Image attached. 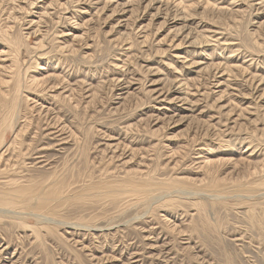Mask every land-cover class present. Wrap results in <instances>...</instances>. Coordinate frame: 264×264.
Instances as JSON below:
<instances>
[{
  "label": "rangeland",
  "instance_id": "obj_1",
  "mask_svg": "<svg viewBox=\"0 0 264 264\" xmlns=\"http://www.w3.org/2000/svg\"><path fill=\"white\" fill-rule=\"evenodd\" d=\"M0 135L81 195L0 217V264H264V0H0Z\"/></svg>",
  "mask_w": 264,
  "mask_h": 264
},
{
  "label": "bare ground",
  "instance_id": "obj_2",
  "mask_svg": "<svg viewBox=\"0 0 264 264\" xmlns=\"http://www.w3.org/2000/svg\"><path fill=\"white\" fill-rule=\"evenodd\" d=\"M93 1V3H97L99 0H92ZM127 1V0H126ZM134 2H129V3H126V4H123V5H120V6H122L121 7V9L123 10V11H126V12H129L130 10H132L133 11V7H134ZM35 5V4H34ZM64 5V4H63ZM63 5H61L62 7H63ZM67 5V4H66ZM117 5H119V4H117ZM60 6V7H61ZM65 6V5H64ZM132 6V9H129V7H131ZM208 6V5H207ZM61 7V8H62ZM132 13V12H131ZM49 14V13H48ZM14 17V16H13ZM189 35V33L187 34V36ZM84 37V36H83ZM81 35H76L75 36V38H77V39H82L83 38ZM185 37V36H184ZM204 37V36H203ZM147 38V37H146ZM191 38V37H190ZM201 39H203V38H201ZM207 39V38H206ZM183 41H184V39H183ZM182 41V42H183ZM199 40H193L192 39V41H190L189 42V44H192V43H197ZM181 42V43H182ZM201 42V41H200ZM200 42H199V44H200ZM204 42V41H203ZM180 42L178 43V45H180L181 44ZM187 43V42H186ZM39 44V43H38ZM205 44V43H204ZM40 46H41V44H40ZM45 46V45H44ZM43 46V47H44ZM180 47V46H179ZM42 48V47H41ZM73 50H75L74 48H73ZM181 54V53H180ZM186 57V56H185ZM178 58H180V57H178ZM184 58V57H183ZM218 64V63H217ZM207 67H208V65H207ZM224 67V66H223ZM218 70H220V72H223V74H225V73H228V72H231V73H233V67L232 66H230V67H224V69L221 67V65H219V66H217L216 67ZM235 70V69H234ZM134 72V71H133ZM207 72V71H206ZM213 74V73H212ZM229 74V73H228ZM226 75V74H225ZM221 76V75H220ZM257 76V75H256ZM11 78H12V76H11ZM54 78H57L56 76H47V77H45V78H43V79H40V80H38V79H35L34 80V83H33V85H36V86H39V87H41V86H43V82H45V81H47V80H52V79H54ZM223 78V77H222ZM8 81H7V83H9V79H7ZM186 80H188V78H186ZM221 80V79H220ZM226 80V79H225ZM43 81V82H42ZM194 81V80H193ZM222 81V80H221ZM58 82H59V80H58ZM114 82V81H113ZM57 83H54V85H56ZM177 85H178V87L176 88L177 90H180V91H182L183 90V87L184 86H188V87H191L192 85H190V83L188 82H182V80L180 81V83H176ZM217 84V86L215 85V87L216 88H218V87H220L221 85H222V83L221 82H217L216 83ZM32 85V86H33ZM69 87V86H68ZM36 88V87H35ZM34 88V90H36ZM44 88V87H43ZM223 89V88H222ZM215 90V89H214ZM214 90H212L213 92H217L216 90L214 91ZM208 91V90H207ZM222 90L220 89V92H221ZM93 93H94V91H93ZM179 93V92H178ZM204 93H205V91H204ZM195 94V93H194ZM202 95V94H201ZM223 95L224 94H221L220 96H219V98H222L223 97ZM72 97V96H71ZM70 97V98H71ZM233 100V99H232ZM34 101V100H33ZM70 101V100H69ZM171 101V100H170ZM182 103V102H181ZM185 103V102H184ZM237 103V102H236ZM77 104V103H76ZM16 105V104H15ZM225 106H228V105H225ZM224 106V107H225ZM15 107V106H14ZM43 107V106H42ZM223 107V106H222ZM17 108V107H16ZM44 108V107H43ZM232 108H234V107H232ZM17 110V109H16ZM18 112V111H17ZM24 112V111H23ZM19 114V113H18ZM10 115V114H9ZM15 115V114H14ZM17 116H19V115H17ZM16 116V117H17ZM27 117H29V115L27 116ZM26 117V119H25V117H21V118H24L25 119V121L28 119ZM10 118V117H9ZM9 118H6V119H8L9 120ZM18 120V119H17ZM23 120V119H22ZM48 121H49V119H48ZM52 121V120H51ZM27 122V121H26ZM28 122H29V120H28ZM21 123H23L22 121H21ZM25 123V122H24ZM50 123V122H49ZM56 126V125H55ZM54 126V127H55ZM48 127V126H47ZM59 128V127H58ZM61 128H59L58 130H60ZM56 132V131H55ZM18 133V132H17ZM52 133V132H51ZM16 135V134H15ZM20 135V134H19ZM52 135V134H51ZM17 137V136H16ZM2 141H3V139H2V135H0V144L2 143ZM17 141V140H16ZM67 142V141H66ZM19 143H20V141H19ZM19 143H17V144H19ZM28 143V142H27ZM22 144V143H21ZM24 144V143H23ZM34 144V143H33ZM31 145H32V143H31ZM31 145H30V147H31ZM10 146H11V144H3V146H1L0 145V162L2 161V162H5V160H4V153L6 152V151H10L9 150V148H10ZM25 146H28V144L26 145L25 144ZM24 147V146H23ZM29 147V148H30ZM25 148V147H24ZM28 148V149H29ZM45 148V147H44ZM22 149L23 148H21L18 152H15V153H18L19 154V156L20 155H22L23 154V151H22ZM26 149V148H25ZM30 151H31V149H29ZM45 150V149H44ZM246 150V149H245ZM16 151V150H15ZM209 151V150H208ZM12 152V151H11ZM26 152V151H25ZM37 152V151H36ZM29 153V152H28ZM8 154V153H7ZM27 154V153H26ZM26 154H24V155H26ZM34 154H35V152H34ZM16 155V154H15ZM13 156V155H12ZM32 155H30V157H31ZM14 157V156H13ZM25 157V156H24ZM23 156H22V158H24ZM35 157V156H34ZM37 157V156H36ZM45 157V156H44ZM26 158V157H25ZM33 158V157H32ZM202 158V157H201ZM12 159V158H11ZM31 159V158H30ZM30 159H28V160H30ZM34 159V158H33ZM17 160H18V158H17ZM27 160V159H26ZM38 160V159H37ZM12 161V160H11ZM10 161V162H11ZM41 161V160H40ZM209 161V160H208ZM28 162V161H27ZM44 162V161H43ZM15 163H16V161H15ZM42 163V162H41ZM207 163H209V162H207ZM4 164V163H3ZM17 164V163H16ZM15 164V165H16ZM26 164V163H25ZM2 165V164H1ZM9 165V166H8ZM15 165H14V167H13V165H12V163H6L5 162V166H3V167H1L0 166V217H2V218H4L5 219V217H7V216H5V214H8V216H10V218H12L13 220H16V221H19L20 223H22L23 225H25V226H27V224H28V222L26 221V219L27 218H31V219H33V220H36V222H38V223H42V224H47L46 226L47 227H52L53 226V224H67L68 222L66 221V222H64V221H62V220H58V219H56V217L55 216H57V218H58V213H59V210H60V208H61V206L62 205H64L65 204V202H67V199L68 198H72V197H75V198H77V197H81V195L80 194H78V193H76V191L72 188V186L69 184V185H66V183L63 181V180H59L58 178L57 179H53V180H51V181H45V182H41V183H38V184H34V185H31V184H29V185H26L24 182H25V180H24V182H22V180H20V179H14L13 177H12V175H10V173H11V167H13V169L14 168H16L15 167ZM18 165V164H17ZM20 165V164H19ZM35 165V164H34ZM209 165V164H208ZM257 165H259V164H256L255 165V168H256V170L253 172V174L255 173L256 174V172H257ZM33 166V165H32ZM24 167V166H23ZM264 167V166H263ZM262 166H261V168H263ZM24 168H26V167H24ZM259 168V167H258ZM14 170H16V169H14ZM259 171L261 170V169H258ZM245 171V170H244ZM258 171V172H259ZM64 172V171H63ZM63 172H61V173H63ZM65 172H67V171H65ZM15 173V172H14ZM22 173H23V171H22ZM57 173V172H56ZM17 174H21V173H17ZM80 174V173H79ZM259 174V173H258ZM260 174H261V171H260ZM15 176H16V174H15ZM18 176V175H17ZM21 176V175H20ZM23 176V175H22ZM56 176V175H55ZM58 176V175H57ZM59 176H61V174L59 175ZM58 176V177H59ZM64 176H65V173H64ZM64 176H62V177H64ZM24 177V176H23ZM74 177V176H73ZM72 179V178H71ZM103 179V178H102ZM105 179V178H104ZM75 180V179H74ZM78 180V179H77ZM81 180V179H80ZM89 180V179H88ZM87 180V181H88ZM106 180V179H105ZM109 180V179H108ZM107 180V181H108ZM114 180V179H113ZM117 180V182H118V179H116ZM116 180H114V181H116ZM145 181H147L148 182V180H145ZM95 182V181H94ZM100 182V181H99ZM119 182H121L120 180H119ZM118 182V184H120ZM260 182V181H259ZM73 183H74V181H73ZM79 183V182H78ZM77 183V184H78ZM102 183H104V182H102ZM105 183H107V182H105ZM122 183V182H121ZM137 183H139V182H137ZM93 184V183H92ZM113 184H115V183H113ZM139 184H141V182L139 183ZM253 184H255V183H253ZM86 185V184H85ZM124 185V184H123ZM128 185V184H127ZM142 185H143V183H142ZM256 185V184H255ZM261 185H262V183H261ZM101 186H103V185H101ZM126 186V185H125ZM129 186H130V184H129ZM121 187V186H120ZM107 188H110L111 189V185H110V187H107ZM113 188V187H112ZM150 188V187H149ZM153 188V187H152ZM115 189V188H114ZM125 189V188H124ZM128 189V188H127ZM143 189V188H142ZM119 190H121V189H119ZM80 193V192H79ZM82 193V192H81ZM84 193H85V191H84ZM107 193H109L108 191H98V192H89V193H87V194H85V198L86 197H88V198H95V200L98 198L99 199V197H105V195L107 194ZM117 193V192H116ZM129 193V192H128ZM134 193V192H133ZM110 194H112V193H110ZM119 194V193H118ZM109 195V194H108ZM128 195V194H127ZM130 195H132V194H130ZM264 195V194H263ZM83 196H84V194H83ZM110 196V195H109ZM112 196V195H111ZM115 196V195H114ZM126 196V195H125ZM125 196H121V197H125ZM133 196V195H132ZM140 196H142V195H140ZM144 196V195H143ZM218 196V195H217ZM255 196V195H254ZM116 197L117 196H115V200H117L116 199ZM136 197V196H135ZM148 197V196H147ZM112 198V197H111ZM119 198H120V196H119ZM142 198V197H141ZM146 198V197H145ZM149 198V197H148ZM249 198H250V196H249ZM97 199V200H98ZM107 199H108V196H107ZM121 199V198H120ZM151 199V198H150ZM85 200V199H84ZM110 200H114V198L113 199H110ZM109 200V201H110ZM161 200V199H160ZM70 201V200H69ZM80 201H81V199H80ZM83 201V200H82ZM92 201V200H91ZM101 201H102V199H101ZM264 202V201H263ZM73 203H75L74 201H73ZM87 203H89V202H87ZM91 203V202H90ZM99 203V202H98ZM102 203V205L104 206L105 204H103V202H101ZM110 203V202H109ZM109 203H108V206H109ZM115 203V202H114ZM246 203V202H245ZM77 204H78V202H77ZM80 204V203H79ZM83 204H85V203H83ZM82 204V205H83ZM73 205V204H72ZM96 205H98V204H96ZM95 206V205H94ZM98 207V206H97ZM73 208V207H72ZM72 208H70V209H72ZM106 208V207H105ZM252 208V207H251ZM69 209V208H68ZM74 209V208H73ZM85 209V208H84ZM103 209V208H102ZM248 209V208H247ZM250 209V208H249ZM85 210H87V209H85ZM89 210V209H88ZM254 210V209H253ZM253 210H251L252 212H253ZM65 211V210H64ZM68 211V210H67ZM255 211H256V209H255ZM61 212H63L62 210H61ZM70 212V211H69ZM99 213V212H98ZM78 215H79V213H78ZM96 215V214H95ZM94 215V216H95ZM3 216H5V217H3ZM67 216H69V215H67ZM66 216V214H65V216L64 217H67ZM261 216V215H260ZM85 217V216H84ZM96 217V216H95ZM83 218V217H82ZM261 218V217H260ZM260 218H259V220H260ZM8 219V218H7ZM62 219V218H61ZM66 219V218H65ZM78 219V218H77ZM86 219V218H85ZM135 219V218H134ZM28 220V219H27ZM64 220V219H63ZM71 220V219H70ZM81 221H82V219H80ZM83 220H84V218H83ZM87 220V219H86ZM95 220V219H94ZM11 221V220H10ZM250 221H252V220H250ZM261 221H262V219H261ZM3 222V221H2ZM35 222V223H36ZM53 223V224H52ZM73 223V222H72ZM77 223V222H76ZM250 223H252V222H250ZM41 224V225H42ZM69 224V223H68ZM255 224V223H254ZM15 225H16V223H15ZM31 225V224H30ZM52 225V226H51ZM120 225H122V224H120ZM253 225V224H252ZM40 226V225H39ZM43 226V225H42ZM74 226H76L75 225V223H74ZM84 226V225H83ZM257 226V225H256ZM260 226V225H259ZM54 227H56V226H54ZM54 227H52V228H54ZM58 227V226H57ZM81 227H82V225H81ZM264 227V226H263ZM6 229H7V227H5ZM42 228H44V226L42 227ZM51 228V229H52ZM68 228V227H67ZM72 228V227H71ZM86 229H87V227H85ZM91 228V227H90ZM261 228V227H260ZM40 229H41V226H40ZM47 229V228H46ZM96 229V228H95ZM94 229V230H95ZM255 229V228H254ZM39 230V229H38ZM68 230V229H67ZM93 230V231H94ZM256 230V229H255ZM264 230V229H263ZM44 231V230H43ZM50 231V230H49ZM243 231H245V230H243ZM46 232V231H45ZM70 232V231H69ZM85 232V231H84ZM249 232V231H248ZM33 233V232H32ZM42 233V232H41ZM54 233V232H53ZM94 233V232H93ZM64 234V233H63ZM71 234V233H70ZM79 234V233H78ZM106 234V233H105ZM42 235V234H41ZM36 236V235H35ZM43 236V235H42ZM74 238V237H73ZM38 239V238H37ZM40 240H42L41 238H39ZM39 240V241H40ZM38 241V240H37ZM68 243V242H67ZM76 243V242H75ZM80 244H81V242H79ZM67 245V244H66ZM83 246V245H82ZM46 248V247H45ZM48 249V248H47ZM95 262V261H94Z\"/></svg>",
  "mask_w": 264,
  "mask_h": 264
}]
</instances>
